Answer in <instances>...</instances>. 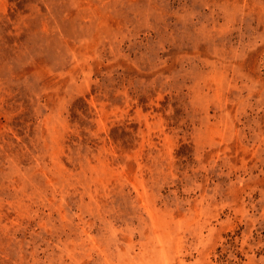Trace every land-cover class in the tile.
<instances>
[{
  "label": "rangeland",
  "instance_id": "rangeland-1",
  "mask_svg": "<svg viewBox=\"0 0 264 264\" xmlns=\"http://www.w3.org/2000/svg\"><path fill=\"white\" fill-rule=\"evenodd\" d=\"M0 264H264V0H0Z\"/></svg>",
  "mask_w": 264,
  "mask_h": 264
}]
</instances>
